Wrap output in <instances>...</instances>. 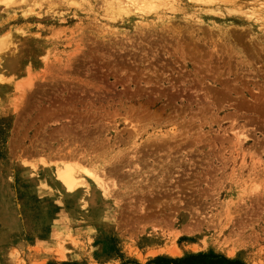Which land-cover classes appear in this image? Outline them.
Returning <instances> with one entry per match:
<instances>
[{
  "label": "rangeland",
  "instance_id": "1",
  "mask_svg": "<svg viewBox=\"0 0 264 264\" xmlns=\"http://www.w3.org/2000/svg\"><path fill=\"white\" fill-rule=\"evenodd\" d=\"M178 1L0 0V264H264V0Z\"/></svg>",
  "mask_w": 264,
  "mask_h": 264
},
{
  "label": "bare ground",
  "instance_id": "2",
  "mask_svg": "<svg viewBox=\"0 0 264 264\" xmlns=\"http://www.w3.org/2000/svg\"><path fill=\"white\" fill-rule=\"evenodd\" d=\"M9 1L14 2L15 0H9ZM106 1H107V5H108V8L106 9V11L108 12V15L112 16V17L122 16V15L129 16L132 13L134 14V16H136V13L141 12V11L146 12V13H152V12L154 13L155 10H157L160 7H168L169 6V7L174 8L177 5H182L178 0H106ZM176 1H178V3ZM190 1L197 2L199 4H207L208 2H215V1H219V0H190ZM257 5H259V4H257ZM262 6L264 7V3ZM170 9L173 10L172 8H170ZM228 10L230 11V9H228ZM242 11L245 12V16L247 18H250V19H252L258 23L264 24V20H263V18H261V16L264 14V8H257L255 6H251V7H248L247 9H242ZM158 12L159 11H157L156 14ZM13 47H17L16 42L9 43L6 46V48L9 49V51ZM7 49H5V50H7ZM3 50L4 49H2V47H0V53L1 54L4 53ZM8 74H9V67H8V64L5 63L3 65V67L0 68L1 80L5 79L6 76H8ZM52 172L54 173V178L56 179V181L61 186L66 188L67 190H74L80 184L86 185L87 184L86 177L88 176V174H90L84 168H82V166L79 167L76 165H69V164H67V165L65 164L63 166L55 167V169L52 170ZM173 250L174 249H172V251Z\"/></svg>",
  "mask_w": 264,
  "mask_h": 264
},
{
  "label": "trees",
  "instance_id": "3",
  "mask_svg": "<svg viewBox=\"0 0 264 264\" xmlns=\"http://www.w3.org/2000/svg\"><path fill=\"white\" fill-rule=\"evenodd\" d=\"M192 261V262H191ZM155 264H245L240 261H233L223 255H190L185 258H158Z\"/></svg>",
  "mask_w": 264,
  "mask_h": 264
}]
</instances>
